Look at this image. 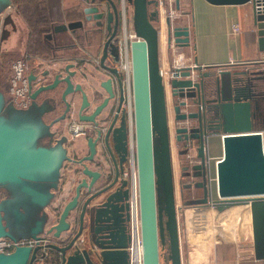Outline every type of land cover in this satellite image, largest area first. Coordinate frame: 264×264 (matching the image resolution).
<instances>
[{"label":"water","instance_id":"obj_1","mask_svg":"<svg viewBox=\"0 0 264 264\" xmlns=\"http://www.w3.org/2000/svg\"><path fill=\"white\" fill-rule=\"evenodd\" d=\"M80 1L83 19L91 17L97 26L104 19L106 33L99 66L109 70L104 58L119 60L118 47L116 52L112 44L117 45V38L113 29L109 31V21L117 16L115 3ZM127 1L136 36L128 41V52L141 264H159L162 246L169 264H180L167 113L171 115L174 140L187 141L194 156L204 160L206 172V142L219 136L221 155L213 161L214 197L206 175L205 183L203 179L194 182L202 187L200 204H247L252 253L255 258H264V66L229 70L220 64L200 65L193 58L191 64L167 67L162 75L158 64V11L165 8L164 0ZM207 1H248L257 47L264 50V0ZM173 2L177 8L178 0ZM180 19L173 24L169 13L163 15L167 48L188 43V28L177 24ZM81 27V16L53 22L43 37L49 39L65 30L73 38L86 36V31L76 32ZM98 30L100 27L92 28L88 35L94 37L92 31ZM72 66L66 62L52 72L45 69L41 72L46 75L45 83L34 86L30 83L34 74L28 73L32 112L19 113L18 126L0 120V187L5 194L0 198V236L15 240L14 234H18L34 240L31 245L15 244L9 251H0V264H127V178L122 165L126 157L122 113L126 109L121 105V91L112 107L110 76L97 81L96 86L106 92L98 101L99 89L92 86L87 98L80 83L72 81ZM73 120L86 124V152L76 158H70L63 145ZM96 146L102 152L100 164L105 167L91 169L87 163L93 160ZM185 150L177 148V153ZM64 160L79 166L73 173L76 177L70 179L72 194L64 202L58 199L51 204ZM201 166L200 161L195 164L197 169ZM156 183L162 191L161 208L156 205ZM42 235L48 236L45 242L38 241Z\"/></svg>","mask_w":264,"mask_h":264},{"label":"crops","instance_id":"obj_2","mask_svg":"<svg viewBox=\"0 0 264 264\" xmlns=\"http://www.w3.org/2000/svg\"><path fill=\"white\" fill-rule=\"evenodd\" d=\"M45 1L50 5L52 18L57 21H65L80 16V7L83 4L80 0ZM11 3L13 6L8 11L12 13L15 24V30L12 32H15L16 36L19 34V36L15 40L9 39L6 43L0 42L2 47H0V51L6 53V48L11 46L17 49L14 53L15 56L25 54L28 57H35L26 52L27 19L12 1ZM164 3L165 8L160 7L158 11V64L162 75L165 74L164 71L167 67L176 64H191L193 58L200 65L206 63L220 64V66L229 70L254 69L257 66H264V50H259L257 47L248 1L212 3L207 0H178L177 8L174 7L173 0H164ZM40 4H44V1L40 0ZM123 5L126 17L131 24V5L130 3L127 5L125 0ZM117 8L119 12V0ZM166 13H169L173 24L181 16L177 24L187 25L188 43L186 45L174 46L171 44L169 48L166 47L163 31V15ZM154 25H157V22ZM232 25H237L238 30H233ZM48 40L49 42H44L48 51H43L37 56L44 62L42 64L44 69L47 68L52 72L53 69L66 62L73 63L70 68L75 70L71 77L72 81L79 82L86 93L89 92L92 86L100 90L96 86L97 81L102 78L96 68V46L98 42L96 36L93 37L87 33L86 36L81 34L77 38H73L70 32L65 30L53 33ZM177 47H181V49L174 52ZM14 55L9 56V58H13ZM50 77L51 74L47 76V79L49 80ZM76 99L78 100V96ZM261 139L264 151V130L261 131ZM178 143L181 145L183 142L179 141ZM64 146L66 154L70 158L79 157L86 152L85 135L68 139ZM206 153L210 161L220 157L221 143L219 136L207 140ZM194 154L195 151L191 148L190 163L199 162ZM101 160L102 152L99 146H96L93 160L87 163V166L91 169L105 167L103 162H101L103 165L100 164ZM78 167L71 160L62 161L58 171L57 189L54 192V199L51 204L57 203L58 199L64 202L70 197L72 194L70 179L76 177L73 173ZM123 173V175H127L126 163L124 164ZM181 187L183 188L182 185ZM195 189L194 196L200 194V189ZM189 196H193V194H189ZM212 197H214V194ZM185 198L182 200V204L194 205V208L195 206H205L202 204H187ZM199 212V210H196L193 215ZM188 213L189 211H186L184 215L186 216ZM238 217L240 220L227 223L219 232L214 231L213 236L216 240L213 239L211 244L210 242L207 243L211 235L207 234L206 236L203 229L192 231L189 223L184 222V225L180 227L177 222L180 264H264V258H255L252 253L249 216L245 214L244 210L241 214H238ZM197 238L199 239L197 240ZM206 238L208 239L206 240ZM163 248L164 250L159 255V262L169 264L165 246Z\"/></svg>","mask_w":264,"mask_h":264},{"label":"rangeland","instance_id":"obj_3","mask_svg":"<svg viewBox=\"0 0 264 264\" xmlns=\"http://www.w3.org/2000/svg\"><path fill=\"white\" fill-rule=\"evenodd\" d=\"M9 0H0V8L4 7L8 3ZM126 4L128 5V1ZM183 1V0H181ZM129 30L133 31L132 27H128ZM15 24L13 21L12 13L10 11H6L2 16V25L0 28V42L6 43L9 39L15 40L16 36L15 32ZM16 37H15V36ZM43 37V36H42ZM44 42H49L48 39L43 37ZM114 49L117 52V45L115 42H112ZM1 47V46H0ZM2 48V47H1ZM0 48V50H1ZM181 47L175 48V51L180 50ZM17 49L11 46L6 48V53H2L0 51V94H1V101L3 111H0V120L10 124L12 126H18L17 124V115L19 113H30L32 112V104L29 99L28 103L24 107L16 106L11 103L10 99L8 98L5 86H6V75H7V67L10 62L9 56H13ZM19 56V55H16ZM15 57V55H14ZM13 57V58H14ZM4 88V89H3ZM7 96V97H6ZM169 119V144H170V162H171V173H172V185H173V195H174V202L177 205L176 215L178 219L179 226H183L184 222L189 223V226L192 227V231L195 230H204V233L211 235V238L208 239L210 244L213 242L214 238L213 232L214 231H221L223 226H226L227 223L240 220L238 214H241L245 210V214H247V207L242 205V203H234L229 205H224L219 208L217 206L212 205H205V206H195L194 205H185L182 204V200L185 198V203L187 204H200L202 199V187H195L194 182L201 181L203 179L205 183V167L203 165L204 160L201 159L198 161L201 162L202 166L200 169L195 168L196 163H190L188 160L189 158L183 153H177V148L179 145V141L176 142L174 137L172 136V119L170 113H167V122ZM172 141V142H171ZM174 142V143H173ZM178 143V144H177ZM64 145V144H63ZM154 146L157 147L156 136H154ZM65 147V146H64ZM182 147V146H181ZM209 161V188L210 192L213 195L214 193V170H213V161ZM182 165H186V169H180ZM207 180V179H206ZM183 184V188L180 184ZM200 189V194L194 196V189ZM195 189V190H196ZM189 194H193V196H189ZM185 196V197H184ZM156 205L158 207H162L163 205V198H162V191L160 184L156 183ZM239 205V207L229 209L228 206ZM227 208H224L226 207ZM221 208V209H220ZM187 209V210H185ZM200 211L199 213L194 214V211ZM189 211V213L185 216L184 212ZM234 211V212H231ZM242 211V212H241ZM229 212L233 213L231 219H228L226 216ZM248 216V214H247ZM195 227V228H194ZM197 232V231H196ZM14 238L19 239L20 236L18 234H14ZM15 239V240H16ZM196 239V238H195ZM199 238H197L198 240ZM218 239V238H217ZM164 248H160L159 252L163 251ZM159 264H162L160 261Z\"/></svg>","mask_w":264,"mask_h":264},{"label":"built area","instance_id":"obj_4","mask_svg":"<svg viewBox=\"0 0 264 264\" xmlns=\"http://www.w3.org/2000/svg\"><path fill=\"white\" fill-rule=\"evenodd\" d=\"M120 1V34L117 36V47H118V65L123 73V82L125 84V99L124 106L127 113L128 121V134H127V144H126V157L125 162L127 165V264H141V239L139 230V215H138V200H137V186H136V174L134 165V149H133V137H132V117H131V102H130V88H129V52H128V41L134 39L132 30H129L125 22L126 13L124 9V0ZM160 1V0H158ZM12 3L6 5L0 12L3 15L6 11L11 9ZM131 27V26H130ZM232 29L237 31L238 26L232 25ZM44 62L41 58L28 57L25 54L21 56H15L12 58L7 67L6 75V92L11 103L24 107L29 101V90H28V73L32 72L34 78L30 80L31 85H36L40 80V70ZM178 66V64L174 65ZM86 126L82 125L80 121L73 120L68 125V132L66 135V141L68 139H74L77 136L84 135ZM169 131V130H168ZM169 134V133H168ZM170 135V134H169ZM168 135V136H169ZM173 136V134H172ZM182 147L186 150L184 154L190 158L191 157V147L187 141L183 142ZM191 162V159L188 160ZM207 181L209 183L208 171L206 172ZM174 198V195H173ZM175 208V218L176 224L178 222L176 209L177 205L174 202ZM178 228V227H177ZM47 235H42L38 241L45 242L47 240ZM33 239L31 238H19L16 240H11L6 237L0 236V251H9L15 244H32Z\"/></svg>","mask_w":264,"mask_h":264},{"label":"flooded vegetation","instance_id":"obj_5","mask_svg":"<svg viewBox=\"0 0 264 264\" xmlns=\"http://www.w3.org/2000/svg\"><path fill=\"white\" fill-rule=\"evenodd\" d=\"M116 8H117V5L115 4ZM83 14L82 12H80V16H81V19H82V27L79 28V29H76L77 31H86L85 33H89L91 31L92 28H99L100 27V30L97 31V33H95V31H92L96 36H97V46H96V55H97V58H96V64H97V71H99L98 69L102 70V71H99L100 75H101V79H104L105 77H108L110 76L111 78V88H112V93H113V99L111 100V103H112V107L114 108L115 105H116V102L118 100V98L120 97V91H121V97H122V100H121V105H124L123 102H124V99H125V84L123 82V73L118 65V62H110L108 61L106 58H104L103 62L106 63L107 65H109L110 69L109 70H104L102 69L100 66H99V56L101 54V49H102V44H103V41L105 39V36L104 34L106 33V29H105V22H104V19H102L101 21V24L99 26L93 24V19L90 17V18H86V19H83ZM125 22H126V25L127 26H131L128 18L126 17L125 18ZM114 30L113 31V37H116L120 34V14L118 12V8H117V16L116 18H111V20L109 21V31L111 30ZM50 30V27L45 30L43 33L45 32H49ZM94 30V29H93ZM111 68H115V70L111 69ZM47 69V68H46ZM45 70L44 67L41 68L40 70V80L38 81V83H45L44 81L46 80L45 79V76L46 75H42L41 72ZM114 71L117 73L118 75V78L120 79V86H117L116 84V79L117 77H115V73ZM82 87V86H81ZM129 88H130V79H129ZM83 89V87H82ZM90 91L91 89L89 90L88 93H86L87 95V98H89L90 96ZM106 95V92L100 90V94H98V101L104 96ZM112 108V111L114 110ZM70 109H67L65 112L69 111ZM118 115L121 114V113H117ZM123 114V117H124V123H125V132H126V144H127V134H128V121H127V113H122ZM132 117V115H131ZM50 119V118H49ZM59 122V120L57 121ZM55 122V124L57 123ZM82 125H86L84 124L83 122H81ZM106 125V124H105ZM105 125H103V129L105 128ZM131 125H132V121H131ZM125 160L123 161V168H124V164H125ZM181 169V168H180ZM4 190L2 187H0V198H2L4 196Z\"/></svg>","mask_w":264,"mask_h":264},{"label":"trees","instance_id":"obj_6","mask_svg":"<svg viewBox=\"0 0 264 264\" xmlns=\"http://www.w3.org/2000/svg\"><path fill=\"white\" fill-rule=\"evenodd\" d=\"M15 7L24 13L27 19L26 52L30 56H38L43 51H48L43 41V32L47 30L53 22L57 21L51 16L50 5L47 1L40 4V0H11ZM117 5L118 0H113ZM164 247V246H162Z\"/></svg>","mask_w":264,"mask_h":264},{"label":"bare ground","instance_id":"obj_7","mask_svg":"<svg viewBox=\"0 0 264 264\" xmlns=\"http://www.w3.org/2000/svg\"><path fill=\"white\" fill-rule=\"evenodd\" d=\"M176 59V58H175ZM168 126H169V119H168ZM172 142V141H171ZM174 143V142H173ZM242 205H245L246 207H247V214H248V216H249V211H248V205L247 204H242ZM219 207H221V206H217L216 208H219ZM236 207H239V205H233V206H229L228 208L229 209H234V208H236ZM221 208H223V207H221ZM220 208V209H221ZM224 208H227V206L226 207H224ZM231 212H234V211H231ZM231 212H229L226 216H228V219H231V216H232V214L233 213H231Z\"/></svg>","mask_w":264,"mask_h":264}]
</instances>
